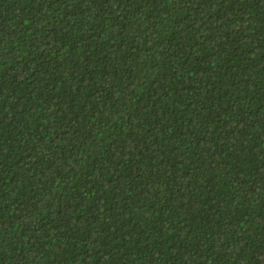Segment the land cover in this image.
<instances>
[{"label":"trees","instance_id":"16d2710c","mask_svg":"<svg viewBox=\"0 0 264 264\" xmlns=\"http://www.w3.org/2000/svg\"><path fill=\"white\" fill-rule=\"evenodd\" d=\"M0 264H264V0H0Z\"/></svg>","mask_w":264,"mask_h":264}]
</instances>
